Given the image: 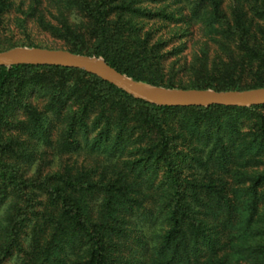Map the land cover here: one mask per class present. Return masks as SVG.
<instances>
[{"label": "trees", "instance_id": "trees-1", "mask_svg": "<svg viewBox=\"0 0 264 264\" xmlns=\"http://www.w3.org/2000/svg\"><path fill=\"white\" fill-rule=\"evenodd\" d=\"M47 1L56 25L41 0L12 20L0 0V29L34 22L173 88L143 23L195 25L222 57L182 66L183 88H264V0H231L229 16L222 0ZM0 264H264V106L160 107L80 70L0 66Z\"/></svg>", "mask_w": 264, "mask_h": 264}, {"label": "rangeland", "instance_id": "rangeland-1", "mask_svg": "<svg viewBox=\"0 0 264 264\" xmlns=\"http://www.w3.org/2000/svg\"><path fill=\"white\" fill-rule=\"evenodd\" d=\"M13 5L9 10V17L16 18L19 16V12H26L30 5L33 4V0H11ZM176 0H164L163 2L144 0L143 7L151 12H157L159 10L171 11L177 8L179 5L175 3ZM231 0H222V7L226 15L229 16L231 9L230 6ZM20 8V9H19ZM39 8L43 10V13L47 21H50L52 24H57V11L52 4H48L47 0H41ZM22 9V10H21ZM162 22L158 18L153 20H146L143 25L144 29H149L150 31L155 30L154 41H163L162 52L169 53L168 59L164 62V68L162 70L166 79H169L172 73H174L175 86L169 89H187L183 88L187 86L191 77L189 74L181 71V67L188 65L193 61V58L201 57L207 53L208 61L222 57V52L220 50V45L213 41V38L203 36L201 32H198L197 26L184 25L178 23L177 25L168 24L166 28H163ZM218 40V39H215ZM7 43H13L14 47H28V48H44L50 50H66L63 41L53 37L51 34L44 32L40 27L37 26L34 22H29L25 28L17 26L15 21L14 23H9L7 28L0 29V46H5ZM1 47V48H2ZM11 48H5L8 50ZM0 50V51H4ZM67 51V50H66ZM204 54L202 55V53ZM84 55V54H81ZM88 56V55H87ZM173 71V72H172ZM143 83V82H141ZM147 84V83H145ZM151 85V84H147ZM154 86V85H152ZM163 87V86H158ZM166 88V87H164ZM243 89V90H252ZM209 90V89H205ZM243 90H234V91H243Z\"/></svg>", "mask_w": 264, "mask_h": 264}, {"label": "water", "instance_id": "water-1", "mask_svg": "<svg viewBox=\"0 0 264 264\" xmlns=\"http://www.w3.org/2000/svg\"><path fill=\"white\" fill-rule=\"evenodd\" d=\"M56 66L83 71L132 96L160 107L189 108L222 106L250 108L264 106V88L243 91L169 89L136 82L110 67L102 58L66 50L15 47L0 51V66Z\"/></svg>", "mask_w": 264, "mask_h": 264}]
</instances>
